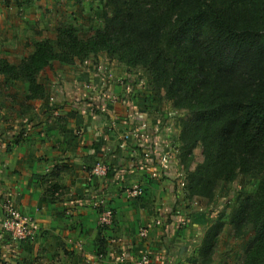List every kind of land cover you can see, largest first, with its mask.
<instances>
[{
    "label": "crops",
    "instance_id": "crops-1",
    "mask_svg": "<svg viewBox=\"0 0 264 264\" xmlns=\"http://www.w3.org/2000/svg\"><path fill=\"white\" fill-rule=\"evenodd\" d=\"M98 67L70 82L74 88L57 85L65 93L47 103V138L38 129L43 116L31 117L23 120L26 135L0 149V200L11 196L39 221L32 249L24 250L47 252L39 264H132L143 250L150 264H183L189 254L180 233L165 235L167 218L190 216L184 194L176 197L180 109L140 82L138 69L109 58ZM165 151L175 158L168 168L159 160ZM101 163L107 173L93 174ZM102 205L114 211L106 227L98 224ZM144 226L147 238L139 235Z\"/></svg>",
    "mask_w": 264,
    "mask_h": 264
},
{
    "label": "trees",
    "instance_id": "trees-1",
    "mask_svg": "<svg viewBox=\"0 0 264 264\" xmlns=\"http://www.w3.org/2000/svg\"><path fill=\"white\" fill-rule=\"evenodd\" d=\"M104 1L111 13L94 38L76 42L71 30H60L56 45L39 41L18 67L0 64V71L11 70L39 96L37 75L75 47L142 68L154 92L188 112L178 124L189 198L210 203L221 183L259 177L255 191L239 194L229 221L236 237L251 235L241 264H264V0ZM198 146L203 159L192 168ZM225 224L221 216L206 228L200 264L214 261Z\"/></svg>",
    "mask_w": 264,
    "mask_h": 264
},
{
    "label": "rangeland",
    "instance_id": "rangeland-1",
    "mask_svg": "<svg viewBox=\"0 0 264 264\" xmlns=\"http://www.w3.org/2000/svg\"><path fill=\"white\" fill-rule=\"evenodd\" d=\"M105 12L111 13L104 0H0V64L3 67L8 66L5 65L6 63L18 67L35 50L37 42L50 40L51 43L48 42V44L56 45L54 40L58 39L60 30L65 34L71 30L77 38L76 42L80 39L86 41L94 38L97 31L103 27ZM67 53L70 54L68 60L53 59L50 65L37 75L36 84L43 87L41 90L38 89L39 96L32 95L28 81L21 80L20 76L16 78L11 70L6 74L0 71V149L9 151L26 135V125L23 126V120H29L28 118L31 117L43 116L40 120L42 125L38 129H43L39 134L44 132L47 138V111L49 112L47 103L52 101L51 97L55 100L57 96L65 93L60 88L57 89V85L67 84L74 88L75 85H71L70 82L77 84V77L83 72H93V68L96 70L103 60L111 59L105 50L88 53L85 49L75 47ZM98 69L104 73L102 66ZM135 69H138L137 79L145 82V85L150 88L146 72L139 67ZM118 99V96L114 98V100ZM179 112V116L188 115L187 110L180 109ZM11 130L17 131L14 138L5 136ZM180 148L181 145L177 149L180 164L175 180L176 190L179 188L180 193L178 192L176 197L181 198V193L184 194L187 204L182 207L184 211L189 210L190 216L178 220L173 217L167 218L168 223L171 224V231L166 232L165 235L173 236V229L179 232L183 238L180 242L184 244V250L187 249V254H189L186 258L188 263H183L184 261L182 263L200 264L198 249L204 232L210 224L222 216L226 224L218 237L214 261L211 264H241L251 235L236 237L229 221V214L242 191L257 189L260 182L259 177L254 174H240L231 182L221 183L216 189L215 198L210 203L198 196L189 198L186 189L187 173L180 161ZM163 154L167 155V160L165 163L160 162L167 168L171 167L175 160L171 151H165ZM202 159V149L198 146L195 149V162L192 168ZM106 167V171L99 175L107 173L108 166ZM179 202L174 206H178ZM100 209L102 213L98 221L99 225H101L103 212L107 208L102 205ZM172 210L175 211V208ZM172 210L167 211L166 214L171 216ZM112 222L103 227L111 225ZM31 244V240L18 243L13 242L8 236L0 235V264H15L19 261L39 264L47 260V252L37 256L26 255L24 250L30 248L28 245ZM174 245L176 251H179L178 244Z\"/></svg>",
    "mask_w": 264,
    "mask_h": 264
},
{
    "label": "built area",
    "instance_id": "built-area-1",
    "mask_svg": "<svg viewBox=\"0 0 264 264\" xmlns=\"http://www.w3.org/2000/svg\"><path fill=\"white\" fill-rule=\"evenodd\" d=\"M167 155L162 154L160 161L165 163ZM107 167L105 165H97L93 168V174H102ZM135 195L141 194L138 188H135ZM113 220L112 209H107L102 217L101 224L111 223ZM40 232V224L37 218L29 213L23 212L16 205L15 201L9 196L0 200V235L8 236L13 242H20L25 239L33 240ZM142 238H147L149 230L142 227L139 230ZM151 258L148 250H143L139 257L133 260L132 264H150Z\"/></svg>",
    "mask_w": 264,
    "mask_h": 264
}]
</instances>
